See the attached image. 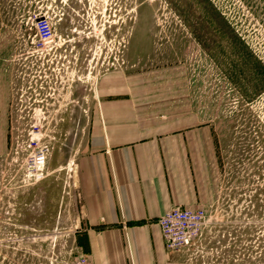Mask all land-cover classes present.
Returning a JSON list of instances; mask_svg holds the SVG:
<instances>
[{
  "label": "rangeland",
  "instance_id": "obj_1",
  "mask_svg": "<svg viewBox=\"0 0 264 264\" xmlns=\"http://www.w3.org/2000/svg\"><path fill=\"white\" fill-rule=\"evenodd\" d=\"M41 15L54 30L45 47ZM0 69L1 262L76 256L75 166L111 80L210 142L194 205L206 221L178 264H264V0H0Z\"/></svg>",
  "mask_w": 264,
  "mask_h": 264
},
{
  "label": "crops",
  "instance_id": "obj_2",
  "mask_svg": "<svg viewBox=\"0 0 264 264\" xmlns=\"http://www.w3.org/2000/svg\"><path fill=\"white\" fill-rule=\"evenodd\" d=\"M105 81L75 166L80 221L73 257L87 256L94 264H178L158 219L172 208H194L205 195L211 155L205 129L179 127L169 112L136 103L132 93ZM8 100L0 69V157L7 146Z\"/></svg>",
  "mask_w": 264,
  "mask_h": 264
},
{
  "label": "built area",
  "instance_id": "obj_3",
  "mask_svg": "<svg viewBox=\"0 0 264 264\" xmlns=\"http://www.w3.org/2000/svg\"><path fill=\"white\" fill-rule=\"evenodd\" d=\"M36 39L42 47L54 37L51 20L41 15L35 19ZM37 164L45 163V156L36 157ZM206 221V212L202 206L194 208H172L166 211L159 219L165 246L170 251H179L190 246L201 234ZM58 264H94L87 256L69 257Z\"/></svg>",
  "mask_w": 264,
  "mask_h": 264
}]
</instances>
